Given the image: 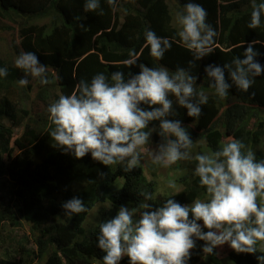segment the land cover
I'll return each instance as SVG.
<instances>
[{"label":"trees","instance_id":"1","mask_svg":"<svg viewBox=\"0 0 264 264\" xmlns=\"http://www.w3.org/2000/svg\"><path fill=\"white\" fill-rule=\"evenodd\" d=\"M175 1L177 11H182L187 0ZM195 2L207 10V23L218 33L212 53L192 69L200 77L198 91L203 90L209 99L199 118L188 117L186 110L174 103L177 115L172 118L180 119L190 131L194 141L192 155L202 153L205 146L218 150L228 138H235L249 146L258 160L264 159V74L255 77L247 92L233 86L227 97L221 99L209 87L204 73L207 64L223 65L234 57H242L251 41H259L255 49L264 66V16L259 28L250 29L247 25L253 0ZM101 7L104 15L84 12V0H0V15L11 20L14 26L9 29L16 30L21 39L16 53L0 54V68L8 69V76L0 77V178L9 177L12 182L6 183L8 186L0 183V230L5 224L19 228L24 223L32 234L16 236L13 252L0 264H103L104 253L97 247L100 222L114 217L122 205L136 208L145 203L139 195L141 191L152 192L154 199L147 202L155 205L171 196L185 204L205 195L206 190L194 175V160L174 164L173 169L180 172L173 179L178 195L177 190L157 194V184L148 178L142 164L126 172L122 166L107 167L94 161L90 153L76 159L54 147L48 134L52 127L47 112L49 97L42 96L46 98L42 104L46 119L36 121L43 120V131L32 126L35 119L31 110L17 102L18 80L25 73L15 67L14 61L21 51L35 53L40 63L47 66L48 79L53 82L46 90H51L53 102L61 94L70 95L81 79L90 81L97 73L110 76L114 71L127 74L130 69L123 61L130 58L132 49L137 63L164 66L170 71L187 67L192 54L176 35L180 28L172 23L173 9L168 0H118L114 9L101 0ZM147 29L173 38L172 47L162 60L151 57L145 46ZM26 89L32 90L31 83L24 86ZM25 119V131L20 137L14 136V126H21ZM152 139L149 144L155 146L159 137L154 134ZM17 149L20 154H16ZM98 173L107 176L101 179ZM121 181V187L116 188ZM72 197L81 198L88 211L66 216L61 205ZM32 240L34 248L29 249ZM203 243L198 241V245ZM223 250L227 260L220 256ZM215 253L205 254L198 247L189 264H258L254 255L237 254L228 245L217 248ZM120 264H128V258Z\"/></svg>","mask_w":264,"mask_h":264},{"label":"clouds","instance_id":"2","mask_svg":"<svg viewBox=\"0 0 264 264\" xmlns=\"http://www.w3.org/2000/svg\"><path fill=\"white\" fill-rule=\"evenodd\" d=\"M117 2L106 0L113 9ZM251 8L247 26L256 29L264 16V0H253ZM83 10L104 15L101 0H84ZM207 16V10L195 0H187L176 13L180 26L176 35L192 54L187 67L170 71L137 63L132 49L130 58L123 61L130 69L127 74L114 71L110 76L97 73L90 81L81 79L70 95H59L47 108L53 146L76 159L90 153L104 166L119 165L131 172L141 165L142 150L155 134L159 141L149 149L152 164L167 168L179 161L196 162L194 175L206 190L203 198L181 204L171 196L155 205L147 202L154 194L141 191L145 203L136 208L122 205L114 217L100 222L97 247L104 253L103 264H120L125 257L128 264H189L198 247L213 255L224 245L237 254L254 255L258 264H264V159L258 160L249 146L235 138H228L218 150L192 155L190 131L180 119L172 118L177 115L174 103L188 117L199 118L208 102V95L197 89L200 77L192 71L212 53L218 35ZM144 40L156 60H162L173 43V38L158 36L151 29L145 30ZM256 43L259 41L248 42L242 57H234L230 63L204 66L216 96L226 98L233 86L247 92L255 77L264 74ZM14 65L25 73L18 80L21 87L28 85L29 76L42 85L53 82L48 79L47 66L33 52L21 51ZM7 76L8 69L0 68V77ZM98 175L101 179L107 176ZM167 188L177 190L176 181L168 180ZM61 206L66 216L88 211L79 197ZM198 241L204 243L198 245Z\"/></svg>","mask_w":264,"mask_h":264},{"label":"rangeland","instance_id":"3","mask_svg":"<svg viewBox=\"0 0 264 264\" xmlns=\"http://www.w3.org/2000/svg\"><path fill=\"white\" fill-rule=\"evenodd\" d=\"M170 7L173 9V24L180 28V26L176 22V13L177 10V2L175 0H168ZM46 21V20H45ZM45 21H39V23H43ZM47 22V21H46ZM14 24L11 22V20L5 19L3 16L0 15V38L3 41H0V54H4V52H7L9 55H13L18 51L20 48L21 39L19 36V33L16 30L9 29V27H13ZM32 85V90L26 89L24 91V87L20 86V90H18L19 95L17 98L18 103H22L26 110H31V117L35 119V121L32 123V126L38 130L43 131L42 124L43 120L41 122L36 123V121L39 118L46 119V112L44 111L42 104L46 103L51 104L54 99H50L51 96V90H46L47 85H42L39 82L38 78H30L29 83ZM51 93V94H50ZM49 97L46 102L42 96ZM21 98V99H20ZM6 124V122H3ZM10 126L11 123L7 122ZM28 123V119L22 121V125L14 126V136L20 137L23 132L25 131L26 124ZM205 145V144H204ZM155 146H153L151 143L146 146L145 150H142L141 155V164L145 166L148 178L150 180H153L157 184V194L167 195L171 193L172 189L167 188V182L170 179H174L175 177H178L179 171H176L173 169L174 165L164 168L159 165H154L151 162V155L152 152L149 149H153ZM202 153L212 152L208 147H203L201 149ZM20 154L21 152L17 149L16 154ZM157 172V174L154 175V173ZM0 183H9L11 180L9 177H3L0 178ZM12 183V182H11ZM7 185V184H6ZM122 185V181L117 185L116 188H120ZM8 186V185H7ZM10 187V185H9ZM28 235L29 237L32 235L31 232H29L28 226L26 224H22L19 226V228H11L9 225H4V228L2 231L0 230V262L7 259V256H9L10 252H13L14 247L16 246L15 239L16 236H22V235ZM23 235V236H24ZM28 248L33 249L34 243L33 240L28 244ZM229 249H231L229 247ZM221 257H223L225 260H227V253L223 250L220 254ZM226 262V261H225ZM227 263V262H226ZM38 264V263H37Z\"/></svg>","mask_w":264,"mask_h":264}]
</instances>
